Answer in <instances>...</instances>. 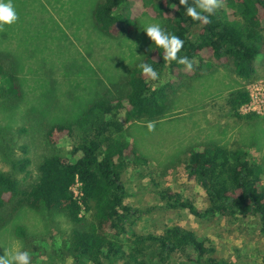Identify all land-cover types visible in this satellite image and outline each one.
<instances>
[{
	"label": "trees",
	"instance_id": "16d2710c",
	"mask_svg": "<svg viewBox=\"0 0 264 264\" xmlns=\"http://www.w3.org/2000/svg\"><path fill=\"white\" fill-rule=\"evenodd\" d=\"M143 13L157 17L166 31L183 40L177 56L186 57L188 64L165 60L163 49L149 39L118 94L94 97L71 122L48 125L44 137L52 151L36 162L31 181L26 144L12 141L16 138L6 126L11 138L0 151L8 167L0 170V215L9 216L23 205L51 217L62 214L70 224L67 235L73 261L60 264H164L174 253L179 264H233L213 254L208 237L180 225L164 227L159 233L133 231L131 226L141 212L124 200L127 191L122 173L128 162L145 159L123 132L126 122L163 117L170 107V95L185 80L201 75L204 68L230 63L238 78L254 79L255 63L264 50V0H222L207 23L186 16L179 0H97L91 11L95 26L111 37L135 30ZM142 62L151 64L157 77L167 69L170 79L153 86L154 80L138 67ZM12 65L0 50V96L15 105L21 92ZM247 100L245 89H236L226 104L232 115L240 116L237 110ZM3 102L1 106L7 107ZM0 127L3 140L4 127ZM74 128L80 133L76 142ZM24 130L19 127L16 132ZM62 141L69 143L67 150L59 146ZM184 169L186 181L200 189L198 199L203 206L195 205L194 197L166 187L159 191L164 204L158 208L185 209L197 218L253 216L264 236L263 172L245 150L214 142L195 143L188 148ZM14 232L20 238L25 235L21 225Z\"/></svg>",
	"mask_w": 264,
	"mask_h": 264
},
{
	"label": "rangeland",
	"instance_id": "374dc122",
	"mask_svg": "<svg viewBox=\"0 0 264 264\" xmlns=\"http://www.w3.org/2000/svg\"><path fill=\"white\" fill-rule=\"evenodd\" d=\"M96 2L11 0L17 19L0 26V50L13 61L21 92L15 105L0 96V126L4 127L5 138L0 139V151L9 144L11 133L6 129L10 128L16 138L12 141L26 144L31 159L30 181L36 174V162L52 151L44 137L48 125L71 122L94 97L118 94L149 41L141 22L161 23L157 17L143 13L135 30L111 37L93 23L91 11ZM261 52L254 79L246 82L238 78L230 63L214 64L204 68L201 75L185 80V85L170 95V107L163 117L124 124L126 139L145 159L128 162L122 173L127 191L124 200L141 212L131 226L133 231L159 233L164 227L180 225L208 237L217 257L233 264H264V236L253 216L197 218L185 209L157 207L164 204L159 191L166 187L194 197L195 205L203 206L198 199L200 189L185 179L184 162L188 148L195 143L214 142L245 150L249 160L259 163L264 179V117L239 109L240 116L232 115L226 104L231 92L264 81V50ZM169 79L164 69L152 84L161 85ZM2 101L7 107L1 106ZM19 127L25 130L16 132ZM79 134L74 128L73 142ZM59 146L67 150L69 143L62 141ZM14 150L21 152L17 147ZM1 158L0 153V170L8 169ZM85 215L89 217V213ZM0 217L4 219L0 221V255L18 244L30 253L31 264L73 261L67 235L70 224L62 214L51 217L23 205L11 215ZM16 225L25 229L24 237L15 234ZM164 264H179L177 254Z\"/></svg>",
	"mask_w": 264,
	"mask_h": 264
},
{
	"label": "clouds",
	"instance_id": "9594fccd",
	"mask_svg": "<svg viewBox=\"0 0 264 264\" xmlns=\"http://www.w3.org/2000/svg\"><path fill=\"white\" fill-rule=\"evenodd\" d=\"M222 0H179V4L184 6L185 15L192 20L208 22V17L221 6ZM174 8V7H173ZM17 19L15 9L11 0H0V26L11 24ZM145 35L150 39L151 44L163 49V58L167 61H177L181 64H188L187 58L177 56L183 46V40L177 35L166 31L159 22L142 21L140 26ZM141 72L151 79L157 78V72L151 64L141 63L138 65ZM0 264H31L30 253L21 250L20 245L14 244L9 250H5L0 255Z\"/></svg>",
	"mask_w": 264,
	"mask_h": 264
},
{
	"label": "built area",
	"instance_id": "2783aa9c",
	"mask_svg": "<svg viewBox=\"0 0 264 264\" xmlns=\"http://www.w3.org/2000/svg\"><path fill=\"white\" fill-rule=\"evenodd\" d=\"M245 91L248 95V100L239 106V111L257 113L264 117V81L248 84ZM78 185L79 183L76 181L72 187L75 196L78 195V191H75V187Z\"/></svg>",
	"mask_w": 264,
	"mask_h": 264
}]
</instances>
